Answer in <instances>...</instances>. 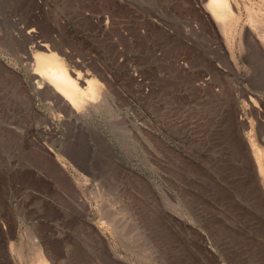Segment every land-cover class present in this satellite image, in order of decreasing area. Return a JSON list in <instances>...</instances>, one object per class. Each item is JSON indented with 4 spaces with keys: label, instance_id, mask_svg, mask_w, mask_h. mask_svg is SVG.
<instances>
[{
    "label": "rangeland",
    "instance_id": "374dc122",
    "mask_svg": "<svg viewBox=\"0 0 264 264\" xmlns=\"http://www.w3.org/2000/svg\"><path fill=\"white\" fill-rule=\"evenodd\" d=\"M208 1L0 0V264H264V0H228V32ZM41 43L93 103L38 89ZM66 115L109 165L64 167Z\"/></svg>",
    "mask_w": 264,
    "mask_h": 264
},
{
    "label": "bare ground",
    "instance_id": "6f19581e",
    "mask_svg": "<svg viewBox=\"0 0 264 264\" xmlns=\"http://www.w3.org/2000/svg\"><path fill=\"white\" fill-rule=\"evenodd\" d=\"M208 5L213 14L221 20L225 32H228L234 20L229 1L209 0ZM253 30L264 50V25L255 24ZM39 46L44 47L46 51H37L34 54V63L32 64L25 60L29 64L30 75L32 80L37 84L38 89H47L56 98V101L62 100L63 104L68 103L75 110L83 103H93L98 98L99 86L98 82L96 83V79H88V81H85L87 85L84 87L79 81L82 79L80 73H75L76 76H73L69 72L63 58L56 51L52 50L48 43H41ZM26 58L29 60L30 57ZM256 151L260 170L264 173V165L261 163L262 152L259 149Z\"/></svg>",
    "mask_w": 264,
    "mask_h": 264
},
{
    "label": "crops",
    "instance_id": "0c3cea01",
    "mask_svg": "<svg viewBox=\"0 0 264 264\" xmlns=\"http://www.w3.org/2000/svg\"><path fill=\"white\" fill-rule=\"evenodd\" d=\"M19 24L20 25L23 24L24 27L27 26L29 28H32V27L39 28L40 25H44V27L46 29V36L49 37L50 42L52 39L50 37H52L53 35L54 36L57 35L56 32H54V28H56V26H54L52 24L51 15L45 11L43 13L42 11H37L35 9L34 10L31 9L28 13V18L25 21H23V23L19 19ZM66 38H68V36H66ZM62 49L67 51L71 55L76 54L73 51V49H71L67 46L66 47L62 46ZM66 117H67L68 121L72 122V124L68 125V131L66 132V136L68 137L67 139H69V141H66L65 143H63L61 145V148L65 147V146L67 147V148H62V152H61V154L64 156V158H63L64 162L63 163L66 165L64 167H66L69 171H73L74 168H76L78 171L86 172V171H93L96 167L95 165H97V164L98 165H105V164L109 165V163L111 162L110 158L112 157V155L110 154L108 149L104 148L103 155H97V156L91 155L89 153L87 141H86V138H85L83 132H81V131L75 132L74 131L75 130L74 128L78 129L80 126V123L84 122V116L83 115L82 116L66 115ZM71 127H73V129H69ZM71 130H72V132H71ZM90 137L92 140H95L91 133H90ZM79 148H84L83 150L85 151V153L80 154V157L75 152V149L79 151ZM97 160L99 163L96 164ZM92 162H93V164H92ZM211 230L213 231V229H211ZM212 234L213 233L208 230V236L209 235L212 236ZM217 250H215V252L211 250V252H210V254L215 259L214 260L215 264H232L230 262V260L225 257L223 252H221L219 249H217ZM238 252H241V251H238ZM218 253H219L220 257L217 255ZM248 255H249V252L244 251V253L240 259H242L244 262L246 260H249ZM261 256H262V254H261Z\"/></svg>",
    "mask_w": 264,
    "mask_h": 264
}]
</instances>
